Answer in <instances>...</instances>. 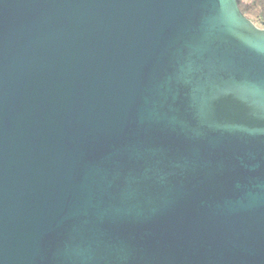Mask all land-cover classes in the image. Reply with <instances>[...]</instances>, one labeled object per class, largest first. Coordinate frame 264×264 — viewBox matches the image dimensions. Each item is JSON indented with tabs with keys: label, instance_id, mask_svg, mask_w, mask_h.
<instances>
[{
	"label": "water",
	"instance_id": "water-1",
	"mask_svg": "<svg viewBox=\"0 0 264 264\" xmlns=\"http://www.w3.org/2000/svg\"><path fill=\"white\" fill-rule=\"evenodd\" d=\"M0 264H264V26L0 0Z\"/></svg>",
	"mask_w": 264,
	"mask_h": 264
},
{
	"label": "trees",
	"instance_id": "trees-1",
	"mask_svg": "<svg viewBox=\"0 0 264 264\" xmlns=\"http://www.w3.org/2000/svg\"><path fill=\"white\" fill-rule=\"evenodd\" d=\"M240 11L255 25L264 26V0H236Z\"/></svg>",
	"mask_w": 264,
	"mask_h": 264
}]
</instances>
